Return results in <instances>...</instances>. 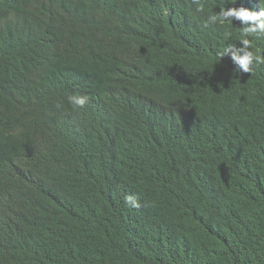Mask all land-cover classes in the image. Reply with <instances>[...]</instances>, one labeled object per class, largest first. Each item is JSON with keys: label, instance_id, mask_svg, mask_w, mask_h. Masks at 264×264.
<instances>
[{"label": "trees", "instance_id": "16d2710c", "mask_svg": "<svg viewBox=\"0 0 264 264\" xmlns=\"http://www.w3.org/2000/svg\"><path fill=\"white\" fill-rule=\"evenodd\" d=\"M223 6L0 0V264H264V64L221 58Z\"/></svg>", "mask_w": 264, "mask_h": 264}, {"label": "clouds", "instance_id": "9594fccd", "mask_svg": "<svg viewBox=\"0 0 264 264\" xmlns=\"http://www.w3.org/2000/svg\"><path fill=\"white\" fill-rule=\"evenodd\" d=\"M199 2V0H197ZM233 5L226 7V5ZM237 0H224V6L219 7V11H213L208 15V23L227 28L234 25V21L239 22L240 39L238 45L228 44L219 53L221 58L228 57L233 65L232 71L244 76L253 71L260 64H264V55L252 51L253 40L251 38L264 37V0H257L259 11L255 8L244 6L236 7ZM200 10L203 4L200 3ZM236 26V25H235ZM68 101L74 108H83L87 103V97L83 95H72ZM126 203L132 208H139V202L132 196L126 197Z\"/></svg>", "mask_w": 264, "mask_h": 264}]
</instances>
